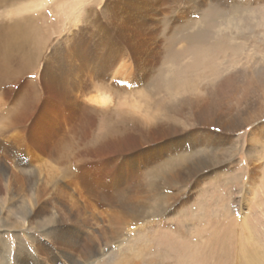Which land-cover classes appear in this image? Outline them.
Listing matches in <instances>:
<instances>
[{"label":"rangeland","instance_id":"rangeland-1","mask_svg":"<svg viewBox=\"0 0 264 264\" xmlns=\"http://www.w3.org/2000/svg\"><path fill=\"white\" fill-rule=\"evenodd\" d=\"M7 2L0 0L3 219L20 225L33 210L25 208L32 201L55 200L64 211L74 198L90 213L80 186L146 206L147 189L158 181L161 210L185 234L157 230L155 247L172 264H202L205 256L203 264H217L218 242L205 252L201 244L223 232L229 239L223 250L233 255L241 234L234 219L240 190L261 167L248 221L264 246V140L250 142L255 134L264 139V87L255 79L264 72V0ZM218 5L219 27L208 32L220 43L213 62L223 77L235 76L237 88L225 94L216 93L209 72L195 78L197 88L185 86L193 79L188 72L194 59L176 58L189 47L180 36L205 30L206 12ZM31 16L33 35L31 25L21 31L7 22ZM174 35L180 41L173 51ZM232 46L241 48L240 55L229 50ZM202 63L198 68L208 69ZM251 80L256 81L249 98L255 108L243 116L247 121L238 131L227 133L221 126L237 115V98ZM198 152L208 158L205 168H179L183 156ZM0 234L7 242L12 235L45 241L42 233L22 225L0 228Z\"/></svg>","mask_w":264,"mask_h":264},{"label":"bare ground","instance_id":"bare-ground-1","mask_svg":"<svg viewBox=\"0 0 264 264\" xmlns=\"http://www.w3.org/2000/svg\"><path fill=\"white\" fill-rule=\"evenodd\" d=\"M7 1L9 2V0ZM14 1L20 2L25 0ZM236 6H234L236 9L243 8L238 5ZM31 7L28 8L31 9ZM220 9L218 5L214 8L211 7V9L206 12L204 23L207 27L205 30H198L193 35L180 36L188 43L189 47L183 48L177 52V60L182 61V57L187 54L191 55L194 59V67L191 66V71L188 72L193 79L191 78V81L185 85L188 88H197L198 82L195 78L197 76L206 78L207 72H209V75L214 79L212 81L213 83H211L216 93L225 94L229 87L236 88L234 85L235 76L231 74L230 76L223 77V74L219 70V66H215L214 63V57L220 43L215 39L216 43L214 40L212 41L213 37H211L208 32L212 34L218 29L219 23L217 22V18L221 13ZM9 21L12 24H17L19 29L21 27V31H23V28L26 29V27L28 30V27L31 25L32 28H29V30H33L32 35L36 33L34 31L36 27L34 24L35 18L33 16L22 18L19 23L14 19H8L7 22ZM178 38L174 35V37L170 39V50H173L176 43L180 41ZM204 45L209 46L204 47ZM229 50L235 56L241 53V48L237 46H232ZM203 61L209 65L207 66L208 69L204 67L205 69L201 71L198 67H202ZM255 79L257 83H260V87H264L263 71H259ZM256 81L251 80L247 86L245 85L243 91L240 88L241 91H239L242 95L240 98L238 97L236 101L237 109H235V111H237V115L232 113L227 123H223L221 126L227 133L232 134V132L238 131V129L244 125V122L247 121L243 116L247 114L248 110L255 106L249 98L254 92L251 91V89L255 87ZM242 105H246V113H243L241 110L240 107ZM259 111L260 113L262 112L261 109ZM226 113L227 112L224 114ZM222 121L225 122L224 120ZM263 140L264 139L259 138V136L255 134L250 142L254 145H262ZM229 142L230 140L227 144ZM179 146L182 147L183 144ZM262 146H264V143ZM233 152L230 151V154ZM228 155L229 152L224 149L222 156L226 158ZM182 158V161L186 163L179 164V168L182 170L191 167L195 169L198 168L199 170L203 169L208 161L207 156L199 152L185 157L183 156ZM1 162L2 161H0V164ZM260 169L261 167H257L255 175H253L250 182L245 183L240 190L241 197L239 203L241 208L236 214L237 218L235 217L234 219L238 223L237 232L241 234L236 236L233 242V255L226 256L223 250L224 245L229 240L227 235L223 232L217 234L214 239L208 238L201 244L200 250L205 252L208 247L213 251V248L218 242L219 251L222 253L220 252L219 254V261L217 260V264H264V246L260 242L256 232L252 234L251 229L253 228L248 221L249 217H251L248 212L256 193L258 180L262 174ZM3 176H5V174H3ZM1 182L2 175L0 176V183ZM155 184H158V181L152 182L147 189V198L149 200L146 206L135 203L133 199L130 200L128 197H125V195L121 194L122 197H120L118 194H115L118 197L115 199L114 196L108 195V192L105 190H95L92 188L87 190L86 186H80V189L84 191L83 194L86 196L93 209L90 213L81 205L80 200L74 197L72 206L64 204L67 207L64 211L59 210L60 203L55 200H49L48 202L32 201V204L27 203L30 207L27 205L25 208L33 210L30 211L27 215L28 217L24 218L23 223L20 225H22V228L24 227L29 231H39L43 234L45 241L38 242L35 241L36 238L34 239L31 237L27 239V237L23 238L24 236H18L17 238L12 235V239L7 242L4 240L5 238L3 239V235L0 234V264H172L166 257L167 254L155 247L152 235L157 233V230L160 231L166 227L173 229V233L178 236L185 231H181L180 227L173 228L171 226L173 220L168 221V213L162 211L161 202H157L158 199L155 191L158 188ZM11 190L8 193H10ZM1 193L2 188H0V195ZM53 202L58 204H54ZM51 209H53V212ZM3 211L4 208L2 207L0 198V228L10 230H12V228L19 229L20 225H16L13 222L11 223L8 219H3V217H1ZM99 214L102 215V218L99 217ZM17 224L19 223L17 222ZM242 228L246 230L244 231ZM182 229H184V226ZM225 229L226 227L224 226L223 230L226 232ZM209 257L210 256H208V258ZM13 260L15 263H13ZM206 260H208L207 256H205L201 262L204 263Z\"/></svg>","mask_w":264,"mask_h":264}]
</instances>
